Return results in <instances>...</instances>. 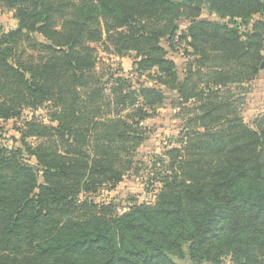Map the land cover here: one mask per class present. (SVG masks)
<instances>
[{
  "label": "trees",
  "instance_id": "1",
  "mask_svg": "<svg viewBox=\"0 0 264 264\" xmlns=\"http://www.w3.org/2000/svg\"><path fill=\"white\" fill-rule=\"evenodd\" d=\"M0 5L17 20L0 28V120H49L0 142V264H264V113L249 124L240 108L264 67V0ZM182 17L194 55L183 78L169 56ZM98 43L134 51L133 71H98ZM169 98L188 133L162 159L156 201L119 211L83 198L135 169L143 123Z\"/></svg>",
  "mask_w": 264,
  "mask_h": 264
},
{
  "label": "rangeland",
  "instance_id": "2",
  "mask_svg": "<svg viewBox=\"0 0 264 264\" xmlns=\"http://www.w3.org/2000/svg\"><path fill=\"white\" fill-rule=\"evenodd\" d=\"M202 17L215 19L216 15L205 10L202 13ZM16 25L17 20L14 17V10L0 5V28L8 31L16 27ZM187 27L188 20L182 17L180 19L179 31L173 41L174 46L170 48L169 53L170 58L178 66V73L181 78L184 77L187 65L194 60V55H192L187 42L179 38ZM242 28L244 30L247 29L245 26ZM177 40L181 41L180 44H178ZM163 45L169 48L170 42L167 39H163ZM96 46L98 52V71L102 72V69H107L109 65H112L115 69H122L121 71L124 74H129L133 71L134 63L137 61L134 51H130L125 53V56L119 57L113 53L103 51L105 48L101 43H98ZM133 78L136 79V76ZM140 81L145 84H152L147 74L141 76ZM245 88L248 91L242 90L240 108L244 122L252 124L256 117L264 113V67H261L259 74L251 82L245 84ZM177 106L176 100L169 98L163 106L157 109L153 117L143 123L148 129L149 136L137 151L135 169L127 173L122 182L113 188L103 186L95 193L82 194V197L85 198L87 196L94 203L98 204L114 202L119 205V211L128 209L133 203H154L162 187L159 181L161 172L164 170L162 159H166L165 153L168 149L179 145V141L188 133L184 128L183 116L177 114L179 111ZM34 115L47 123L49 122L45 109L36 112L27 109L19 120H0V142L8 146H18L19 143L16 139L19 138L20 134L16 127H20L25 119ZM174 258L182 264H197L192 262L187 255L182 258ZM200 264L212 263L203 262ZM221 264H233V262L229 256L223 258Z\"/></svg>",
  "mask_w": 264,
  "mask_h": 264
},
{
  "label": "water",
  "instance_id": "3",
  "mask_svg": "<svg viewBox=\"0 0 264 264\" xmlns=\"http://www.w3.org/2000/svg\"><path fill=\"white\" fill-rule=\"evenodd\" d=\"M264 66V65H263Z\"/></svg>",
  "mask_w": 264,
  "mask_h": 264
}]
</instances>
